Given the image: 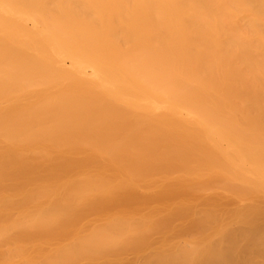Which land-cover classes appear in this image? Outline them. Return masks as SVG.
Returning <instances> with one entry per match:
<instances>
[{
  "label": "bare ground",
  "instance_id": "bare-ground-1",
  "mask_svg": "<svg viewBox=\"0 0 264 264\" xmlns=\"http://www.w3.org/2000/svg\"><path fill=\"white\" fill-rule=\"evenodd\" d=\"M0 264H264V0H0Z\"/></svg>",
  "mask_w": 264,
  "mask_h": 264
}]
</instances>
